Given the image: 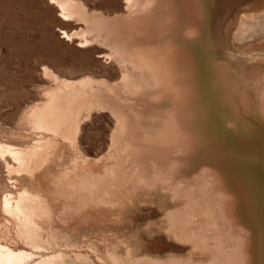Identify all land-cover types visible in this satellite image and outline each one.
Masks as SVG:
<instances>
[{"label":"rangeland","instance_id":"obj_1","mask_svg":"<svg viewBox=\"0 0 264 264\" xmlns=\"http://www.w3.org/2000/svg\"><path fill=\"white\" fill-rule=\"evenodd\" d=\"M63 1L72 13L68 19L50 0H0V140L24 147L43 136L29 114L47 101L56 83L82 80L94 107L83 115L80 153L105 157V187L75 192L53 182L55 174L72 167L71 147L33 178L8 171L1 157L0 196L28 185L54 199L53 212L40 221L45 238L56 234L58 242H41L42 247L20 242L13 224L0 225V240L33 251L19 264H263L264 67L255 71L254 95L239 113L229 106L218 110L205 95L209 61L200 55L203 30L198 39H186L189 23L180 21L186 17H175L180 20L174 22L171 46L189 50L193 75L178 72L183 60H175L177 72L169 78L173 71L160 57L159 44L148 45L145 33L123 32L124 45L117 47L102 41L99 18L144 16L148 0ZM194 1L203 0H164L153 8L164 9L165 17L175 14L169 3ZM235 25L226 29L231 45L245 53L264 51V37L232 42ZM208 45L205 35L201 48L206 52ZM191 78L187 99L178 87ZM76 177L95 178L85 171ZM82 193L111 208L106 220L78 217L86 209L76 199Z\"/></svg>","mask_w":264,"mask_h":264},{"label":"bare ground","instance_id":"obj_2","mask_svg":"<svg viewBox=\"0 0 264 264\" xmlns=\"http://www.w3.org/2000/svg\"><path fill=\"white\" fill-rule=\"evenodd\" d=\"M50 1L59 7L60 14L64 18L68 19L72 16L68 3L63 0ZM133 1L128 0L131 4ZM156 1L157 3L148 0L145 3L147 10L144 16L134 14L130 17L103 16L99 18L98 22L103 34L102 41L107 43L109 47L122 46L124 42L120 36L123 32H143L148 45L153 48L155 44H159L160 57L166 58L168 68L173 71L172 73L169 71L167 77L171 78V74L177 72L174 70L175 60L176 62L183 60V67H178V72H183L189 77L193 75L194 65L189 50H174L171 46L174 40V22L180 20L175 19V17H186L187 19L180 20L189 23L186 27V39L191 41L198 39L199 30H203L199 48L201 49L200 55H204L203 57L209 61V77L205 85L208 103L213 104V107L218 110L229 106L235 113H239L242 104L254 95V89L257 87L254 73L264 67V51L245 53L237 50L233 41L241 45L264 37V0H203L200 1L202 5L194 1L185 6L181 3L173 6L169 3L168 7L174 9L175 14L165 17L161 15L164 9L156 13L153 8L154 4L159 5L164 0ZM162 6L167 9L166 5ZM155 15L159 16V19H155ZM156 21L159 22L156 27L158 33L153 25ZM232 22H236V25L231 34L233 42L231 45L227 40L226 29ZM187 30L195 31V33L191 35ZM205 35L209 44L206 52L201 48ZM45 69L58 82L59 77L50 69ZM204 69H206L205 66L202 68L203 72ZM74 82L62 84V86L61 84L56 85V83L55 87L48 89L47 101L29 114L32 127L44 131L45 134L43 133V136L37 135L39 136L37 139L33 137L35 141L24 147L0 140V158L4 159L2 161L8 171H15L18 174L24 173L29 178H33L36 170L51 164L56 157L63 156L64 147H71L75 154L70 159V162L72 160V167L55 174L53 182L58 187H67L75 192L104 189L105 186L102 185V181L108 174L105 157L92 159L86 155L82 157L80 153L82 151L79 143L80 135L83 125L86 123L84 122L86 118L83 115L89 116L92 112L93 97L88 95L89 88L82 80ZM191 83L192 78L189 83H181L178 87L179 91L186 93L187 99L192 92ZM165 85L169 88L168 95L171 94L173 92L170 91L171 83ZM5 155L9 157L10 161L5 159ZM213 165L211 166L212 170L218 172V166ZM84 171L92 174L95 178L81 182V179L79 180L76 176ZM8 181L14 183L15 179L9 178ZM220 182L222 183V181ZM79 197L80 195L76 199L78 202L81 200L86 209L81 216L74 214L75 217L78 216L83 221L107 219L111 208L100 206L90 193H82ZM53 200L46 193L30 189L28 185H21L15 192L9 189L0 196V210L3 215V221L0 222V225L13 224L18 241L34 244L37 247H42L41 242H48L49 245L50 242H58L56 234H48L47 232L48 237L45 238L44 226L40 221V216L47 217L53 212ZM60 221H64V217L58 220V222ZM57 231L60 233L58 229ZM63 236L64 234L60 233V237ZM3 242L0 240V264H19L23 259L33 255V251L24 248L14 249ZM139 243L142 247L143 245L146 246L143 242Z\"/></svg>","mask_w":264,"mask_h":264}]
</instances>
